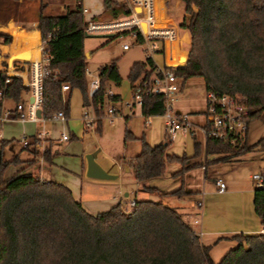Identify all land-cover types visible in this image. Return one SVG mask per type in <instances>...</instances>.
I'll return each instance as SVG.
<instances>
[{
    "label": "trees",
    "instance_id": "obj_1",
    "mask_svg": "<svg viewBox=\"0 0 264 264\" xmlns=\"http://www.w3.org/2000/svg\"><path fill=\"white\" fill-rule=\"evenodd\" d=\"M180 2L183 15L178 27L186 31L189 42L185 62L173 67L181 85L188 78L200 77L205 91L244 97L248 124L264 119V0ZM103 6L113 16L126 14L123 4L103 0ZM80 10L76 6L57 16L41 15L38 10L40 52L43 66L49 71L42 80L40 118L48 119L58 111L67 115L68 98H62L60 92V84L66 83L69 89L79 90L81 106L91 108L98 131L100 120L96 117L105 113L108 103L119 100L106 88L118 85L120 76L112 59L97 69V91L91 96L86 93V33ZM0 38L3 43L10 42L7 34H0ZM153 68L149 58L133 62L128 72L131 90L138 78L147 81L154 76ZM27 92L21 78L0 72V114L4 99L16 104ZM140 99L142 117L163 113L161 95L142 93ZM246 135L234 144L206 136L204 154H215L219 156L216 160L228 161L258 146L264 148V137L249 145ZM132 139H137L140 147L127 164L140 190L154 191L145 182L161 177L168 161L180 164L172 176L182 177L198 165H185L183 154H166L167 142L150 145L143 135L136 138L126 130L124 140ZM16 145L14 140L1 141L0 156L3 148L7 146L11 152ZM21 150L30 153V158L20 159ZM54 153L46 146L40 154L30 137L8 159L0 157V264H264V188H255L253 194L254 212L263 232L234 235L237 245L214 263L208 254L209 247L199 241L189 223L174 208L160 202L134 200L127 212L119 205L95 214L86 212L67 187L39 179L30 170L37 158L50 164ZM198 154L199 143L193 142L192 156ZM9 165L19 168L3 178ZM182 192L181 184L172 194Z\"/></svg>",
    "mask_w": 264,
    "mask_h": 264
},
{
    "label": "rangeland",
    "instance_id": "obj_2",
    "mask_svg": "<svg viewBox=\"0 0 264 264\" xmlns=\"http://www.w3.org/2000/svg\"><path fill=\"white\" fill-rule=\"evenodd\" d=\"M36 3L38 4L36 0H0V20H5L7 16L25 20L31 19L33 8L37 5ZM115 3L122 4L121 1ZM39 4L41 15H64L67 9H74L77 6L86 8L88 10L87 16H93V20L100 23L118 20L123 16L122 14L111 15L108 10L104 9L103 0H40ZM171 13L173 17H176L178 9L173 8ZM122 44H128L129 47L126 50H122ZM144 47H146V43L136 41L125 29L116 28L111 30V33L96 32L84 36L83 49L84 53L87 54L85 67L90 73L89 76L85 75L86 93L89 94V80L97 76L98 67L112 59L115 60L117 72L120 76L118 85L110 84L106 88L107 92L116 94L119 97L117 102L107 104H113L116 112L110 120L106 113L99 114L96 117L100 120L98 131L95 129L93 122L88 125L87 117H92L94 121L95 116L90 107L81 106L80 92L76 88L68 89L61 94L62 98H68V112L67 115H64V120L37 118L36 121L0 124V142L12 140L11 138L20 142L23 137L30 140L29 136L34 137L37 133H41V139L35 142L40 154L46 146L50 152H54L56 149L57 153L53 155L50 164L43 162L41 158H37L34 168L32 166L30 170L37 176L40 168L41 176L67 187L71 191L72 197L75 199L79 198L83 209L90 214L97 212H93V209L89 208L86 202L99 199L101 198L99 196L104 195L111 196L114 194V196H117V190L122 191L118 195L121 197V203L119 204L121 210L122 208H127L125 202L133 197L138 200L160 202L169 207L174 203V198L163 197L155 192L137 190V183L134 180L131 167L127 164V160L138 153L140 143L137 139L124 140L126 130L130 131L136 138L143 135L144 140L148 144L167 142L165 153L176 156L183 154L186 156L185 165L202 162L204 158V136L197 128L194 129V135L189 130H186L177 132L172 140H167L162 115L150 116L147 119V117L141 116L138 105L127 106V103H133L132 90L128 80L129 68L133 62L144 61ZM152 58L157 64L162 61L161 53H154ZM138 80L139 78L134 84ZM177 82L180 88L169 100L172 109L186 113L194 124H202L203 116L200 113L203 110L205 94L202 79L200 77H191L181 85L180 79L177 78ZM18 103H21V100ZM14 104L12 100L4 99L1 113L4 108L7 109ZM176 106L179 108H176ZM84 113H86V116L83 115ZM248 128L250 129V134L246 135V140L248 139L251 144L264 137V119L252 121ZM251 132H253L252 135ZM62 134L66 135L65 141L60 139ZM193 142H199V154L196 157L192 156ZM16 146L18 147V145ZM12 148L11 153L14 151V146ZM95 149H98L95 158L96 162L117 175L115 179L99 180L83 176L81 164L84 160V155L87 151ZM9 153V147L6 146L1 151L0 157L8 159L11 156ZM18 155L20 159L30 158V153L26 150L19 151ZM218 157L215 154L206 156L208 161L205 164L207 168L206 180L209 182L214 176H223V171H228L225 163L216 160ZM257 163L264 164V148L261 146L239 156L232 162L234 171L231 172V178L239 172L245 173ZM179 167V163L168 161L164 166V178H171V172ZM18 168L19 166H7L2 177H10ZM124 168H127V170L125 171ZM255 170L258 171L259 168L251 171ZM190 176L191 185H196L201 180V176L197 175V173ZM236 178L238 177L236 176ZM125 191L129 193V196L123 198L122 194ZM91 197H94V199Z\"/></svg>",
    "mask_w": 264,
    "mask_h": 264
},
{
    "label": "crops",
    "instance_id": "obj_3",
    "mask_svg": "<svg viewBox=\"0 0 264 264\" xmlns=\"http://www.w3.org/2000/svg\"><path fill=\"white\" fill-rule=\"evenodd\" d=\"M110 1L117 2L119 0ZM38 4L33 8V16L31 17V19L25 20L18 19V17L13 18L12 16H7L5 20H0V34H7L10 36L9 43H3L2 39L0 38V72H4L7 75H13L21 78L23 84L30 74V62L42 59L40 52V34L38 29L36 28V18L38 10L40 12V4ZM154 7L156 15L160 19V24L171 25L176 28V39L171 44V46L166 48L165 51L161 53L162 61L159 65H181L186 60V54L189 45L186 31L178 27V22L183 15L182 3L180 2V0H154ZM173 8L178 9L176 17H173L171 13ZM25 50L29 51L30 58L28 61L15 59L11 60L10 63L8 62L9 56ZM29 97L30 95L28 91L21 100V104L23 106V109L21 111L22 113H25ZM176 108L179 107L176 106ZM19 112L20 111L16 110L15 104L11 107H8L7 109L4 108L3 112L0 114V124L14 122L22 123L30 121H21L17 119ZM13 115H16V117H13ZM190 132L194 135V130H191ZM248 133L250 134L249 128L247 131V136ZM252 133L253 132H251V135ZM30 137L32 136H29V138ZM11 139L14 140L13 138ZM246 141L247 144H251L248 139ZM16 142L20 146V142ZM150 145H154V143ZM15 150H17V147L14 146V151ZM54 152L55 155L57 153V150L55 149ZM88 152L91 151L89 150L87 151V153ZM9 154H11V152ZM203 155V161L197 163L198 165H195L194 167L185 171L182 177L171 175V178H164L163 173L161 177L148 179L145 183L148 187L153 188L154 191L140 190L139 185H136L138 191L155 192L162 195L163 197L174 198V203L170 207L174 208L182 216V218L189 223L191 228L197 233L199 241L204 246L209 247V257L212 262L216 263L226 251L232 249L237 245V241L232 238L234 235L257 234L262 230L260 219L255 214L253 207V194L255 186L251 175L254 172H257V170H251L259 168L258 171H260L264 168V164L257 163L254 167L250 168L245 173L239 172L236 175L238 178H236V176H233L231 178V172L234 171V165L232 164V162L235 159L221 161L226 164V169H228V171H223V176H214L211 179V182H209L206 180L207 168L205 164L208 161L204 154V151ZM102 168L105 169L106 167L103 166ZM178 169L179 168L172 171L171 174L175 173ZM84 170L85 163L83 160L81 164V171L83 176ZM106 170L114 174L109 169ZM195 173L201 176V180L200 182L198 181L196 185H191L190 175H194ZM37 176L46 181L50 180L40 175V168L38 170ZM216 179H220L224 183V189L222 191H217V186L215 185ZM104 183L106 182L104 181ZM181 184L183 192L179 195L172 194V192H174ZM121 193L122 191L120 192L119 190H117L118 195H120ZM128 194L129 193L126 191L123 192V198L128 197ZM118 195L114 196L113 194L111 196H99L101 198L91 200L89 202H86V204H88L89 208L93 209V212L104 211L112 206L119 205L121 203V197ZM91 198L94 199V197ZM75 200L79 202V198H76ZM131 200L138 199L135 197L129 199L125 202L126 207L128 202ZM197 201H200L201 203L199 209L196 207ZM80 205L82 206L81 203ZM194 217H197L196 223L192 222V219Z\"/></svg>",
    "mask_w": 264,
    "mask_h": 264
},
{
    "label": "built area",
    "instance_id": "obj_4",
    "mask_svg": "<svg viewBox=\"0 0 264 264\" xmlns=\"http://www.w3.org/2000/svg\"><path fill=\"white\" fill-rule=\"evenodd\" d=\"M125 7L126 14L118 20H112L108 23H100L93 20V16H87L88 10L81 8L80 15L84 22V32L86 34L96 32L111 33L113 29H125L138 42L146 43L143 51L145 58H149L153 64L154 76L149 80H141L135 84L132 90L133 103H127V106H140L141 94H155L161 95L164 99V110L161 114L164 118L163 127L167 140H172L177 132H184L186 130H194L197 128L202 132L204 138L210 136L219 140L234 144L237 138L243 139L248 131V109L245 106L244 97L238 95H229L215 91H205L203 110L200 113L203 116L202 124H194L189 119L186 113L173 110L169 100L179 90L180 85L173 73L172 65L157 64L152 55L154 53H162L166 48L176 39V28L171 25L160 24V19L157 17L154 7V0H119ZM143 25V29L141 27ZM128 44H122V50H126ZM42 58V57H41ZM43 59L30 62V74L25 80L24 84L28 87L29 95L32 101H27L25 113H22L23 106L21 103H16V110L20 111L17 119L35 121L37 117L35 110L40 108L41 103V89L42 80L49 73L48 69L43 66ZM84 74L90 75L87 68H84ZM7 82V80H5ZM89 96L95 93L98 89L97 76L89 80ZM68 85L66 83L60 84L61 94L67 91ZM111 94L110 92H108ZM62 96V95H61ZM1 97V93H0ZM116 112L115 106L108 105L105 113L108 119L114 117ZM86 116V113L83 114ZM50 118L56 120H63L64 116L61 111L54 113ZM92 117H87L88 125L93 122ZM42 134L37 133L33 138L35 142L41 139ZM61 139L65 140L66 135L62 134ZM29 139L23 137L20 139L21 146H25ZM254 181L255 188H264V168L260 171L254 172L251 175ZM217 191L224 189V183L220 179L215 180ZM134 200L127 204V208H122V211L127 212L133 206ZM201 203L196 202V207L199 209ZM193 223L197 222V217L192 219ZM263 232V230H261Z\"/></svg>",
    "mask_w": 264,
    "mask_h": 264
},
{
    "label": "water",
    "instance_id": "obj_5",
    "mask_svg": "<svg viewBox=\"0 0 264 264\" xmlns=\"http://www.w3.org/2000/svg\"><path fill=\"white\" fill-rule=\"evenodd\" d=\"M143 29V25H141ZM85 54V53H84ZM87 56V54H85ZM30 58L29 56V51H21L19 53L13 54L8 57V62L10 63L11 60L19 59L23 61H28ZM29 102L32 101V97L30 96L28 99ZM35 115L37 118L40 117V109L37 108L35 110ZM98 149H95L91 152H88L84 155V160H85V170H84V176L87 178H92V179H99V180H112L117 177V175L112 174L108 172V170L103 169L96 161H95V156L97 153ZM126 171L127 168H124Z\"/></svg>",
    "mask_w": 264,
    "mask_h": 264
}]
</instances>
